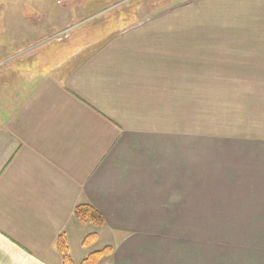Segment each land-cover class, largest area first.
I'll return each mask as SVG.
<instances>
[{
  "label": "crops",
  "instance_id": "obj_1",
  "mask_svg": "<svg viewBox=\"0 0 264 264\" xmlns=\"http://www.w3.org/2000/svg\"><path fill=\"white\" fill-rule=\"evenodd\" d=\"M104 1L58 7L63 19L86 13L76 25L98 34L65 35L52 52L26 55L14 83L0 82L11 84L0 119V264H63V235L74 264L107 247L114 254L99 264H124L212 204H231V264H264L248 238H264V138L241 125L253 115L264 124V0H175L142 17L133 4L125 14L135 19L110 32ZM40 12L29 18L47 36L76 26L50 16L53 6ZM231 104L239 135L204 132L205 109ZM79 205L105 225L79 222Z\"/></svg>",
  "mask_w": 264,
  "mask_h": 264
},
{
  "label": "rangeland",
  "instance_id": "obj_2",
  "mask_svg": "<svg viewBox=\"0 0 264 264\" xmlns=\"http://www.w3.org/2000/svg\"><path fill=\"white\" fill-rule=\"evenodd\" d=\"M90 0H0V58L3 55L11 54L14 56L12 59H0V82L8 81L14 83L15 79L20 75L18 72L24 64V58L29 53L35 52H52L57 47L58 39L69 36L91 37L98 34L95 30L91 29L90 25L80 23L83 20V14H70V17L64 18L58 7H63V4L74 5L81 4V6L91 4ZM175 0H105L102 6L104 16L99 20L105 22V32L118 30L131 23L135 17L125 12L133 4L140 6L141 16L158 11L165 8ZM123 3V4H121ZM166 4V5H165ZM46 6H53L51 15L56 16L57 12L60 18V23L72 21L76 25L70 29L66 28L65 32L52 37L46 35V28L44 25L39 24L37 21H30L29 16H39L40 9ZM61 6V7H60ZM132 9V8H131ZM78 16V17H76ZM91 18L90 22H93ZM48 26H55L58 20L51 24V22L43 21ZM88 22V23H90ZM68 24L67 26H69ZM61 26V25H60ZM47 40L45 44H38L40 40ZM28 48V49H27ZM28 50V51H26ZM21 52V53H20ZM52 64H48L45 68L50 69ZM34 72V70H31ZM32 75V76H31ZM29 76L34 77L29 73ZM37 77H34L36 80ZM10 84V85H11ZM10 85L0 89V119L5 117V112H8L10 107H3V102L7 101L6 94L10 90ZM226 94V93H225ZM232 94V93H231ZM233 96V95H232ZM232 101V98H231ZM258 107L247 108V116L250 117L256 113ZM240 109L235 108L231 104V108L205 109V123L204 132L215 133L218 138H227L231 140V136H237V130L232 129L235 125L234 119L237 118ZM242 113L239 114V117ZM253 118L247 123L241 125L251 128L249 131L252 136L258 140L264 138V124L261 125V118L258 115H253ZM257 119V120H256ZM252 122V123H250ZM243 131V130H242ZM241 132V131H240ZM210 205H205L203 220H187V229L185 228L180 234L182 229H177V223H174L172 234L163 236V240H157L155 246L160 248L157 251L130 253L131 260L125 261L124 264H231V204H218L213 205L211 209H207ZM184 221L180 222L183 227ZM196 226L201 227V232L197 230ZM169 230H167L168 232ZM166 232V233H167ZM251 243L256 246L262 245L264 250V238L255 239L254 236L248 237ZM247 237H241L239 243H247ZM161 241V242H160ZM167 241V242H166ZM112 257V256H111ZM262 264V261H261Z\"/></svg>",
  "mask_w": 264,
  "mask_h": 264
},
{
  "label": "trees",
  "instance_id": "obj_3",
  "mask_svg": "<svg viewBox=\"0 0 264 264\" xmlns=\"http://www.w3.org/2000/svg\"><path fill=\"white\" fill-rule=\"evenodd\" d=\"M75 216L81 223L92 224L97 227L105 225L103 216L91 205H79L75 209ZM98 236H88L84 241V246L88 247L97 241ZM57 249L62 256L63 264H74L70 254L69 245L66 237L60 236L57 242ZM114 251L111 247H107L102 251L90 254L81 264H99L103 259L113 256Z\"/></svg>",
  "mask_w": 264,
  "mask_h": 264
}]
</instances>
